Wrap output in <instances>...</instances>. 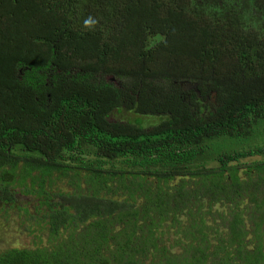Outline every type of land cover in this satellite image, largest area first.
<instances>
[{
  "label": "trees",
  "instance_id": "obj_1",
  "mask_svg": "<svg viewBox=\"0 0 264 264\" xmlns=\"http://www.w3.org/2000/svg\"><path fill=\"white\" fill-rule=\"evenodd\" d=\"M262 126L264 0H0V204L13 189L74 191L52 220L66 243L0 242V264H207L221 234L236 243L239 214L204 199L253 188L264 213V148L237 151Z\"/></svg>",
  "mask_w": 264,
  "mask_h": 264
},
{
  "label": "flooded vegetation",
  "instance_id": "obj_2",
  "mask_svg": "<svg viewBox=\"0 0 264 264\" xmlns=\"http://www.w3.org/2000/svg\"><path fill=\"white\" fill-rule=\"evenodd\" d=\"M2 170L10 171V168L5 166ZM60 183L68 185V182L61 181ZM258 191H264V188L259 187ZM73 192L71 187L68 189L55 187L53 193L45 198L44 195L39 192L35 193L33 190L30 192L20 189L11 190L9 200L0 204V242L8 245V248L4 250L26 249L51 252L54 245L51 247L49 245L55 243L53 241L60 240L56 244L66 243L67 237L70 239L71 230H66L63 226H55L52 220L60 215L58 212L62 210L61 204L68 202L71 196L67 195ZM222 192L223 197H218L213 201L216 206L213 205L214 203L209 204L206 199L203 200L204 212L212 207V212L216 211V217L224 214L231 220L233 212H237L239 214L237 223L227 227V233H232L236 243L230 245L229 240H226V235L221 234L219 240L214 242V246L218 249L211 248L207 252V264H252L253 259H258L259 264H264V213L255 209V204L252 202L253 188L245 190L243 196H235L231 190L227 189ZM227 209L230 210V215ZM218 223L216 219V224ZM73 225L76 227L77 234L83 231L81 224L73 223ZM182 225L192 227L188 221ZM122 226L111 227L109 238L116 239V241H122L123 238L124 241L125 234L123 235ZM55 229H59V233L51 237L50 233ZM72 239L74 242L78 240L77 235H72ZM43 243L46 246L41 248ZM110 243L106 244L107 247L109 245L108 248L105 247L99 251V259L102 261L110 260L115 256L114 246ZM93 253H98L93 247H87L84 250L87 256L89 254L91 257Z\"/></svg>",
  "mask_w": 264,
  "mask_h": 264
},
{
  "label": "rangeland",
  "instance_id": "obj_3",
  "mask_svg": "<svg viewBox=\"0 0 264 264\" xmlns=\"http://www.w3.org/2000/svg\"><path fill=\"white\" fill-rule=\"evenodd\" d=\"M154 120L155 119H153V120L145 123V125H154L153 124L154 123ZM259 131L262 132V136L260 135L259 137H252V138H250L248 140V142L244 145V147L243 146H242V148L241 147H238L237 148V151H240V150H244L245 151L247 149H253V148H256V147H262V148H264V126H262L261 129H259ZM93 158H94V156L91 154V152H88V154L83 159H85L87 161V159H90V160L92 159L93 160ZM262 159H264V157H262ZM260 160L261 159H256V158L244 159L238 165H236L235 167H237L240 170V172L243 174L245 168L251 166L253 163L256 164V163L260 162ZM198 166H199V164H198ZM206 167L209 168V169H212V168L217 167V165L215 163H209V164H206ZM229 167H231V165ZM64 182H66V181H64ZM175 182H179V181H175ZM175 182H174V185H177V183H175ZM193 183L195 185V182H193ZM56 188H66V189H68V188H70V186H68L67 184L63 185V183H58L56 185ZM227 212H229V215H230V210L229 209H227ZM166 233H168V234H166ZM159 238H161V237H159ZM162 238L165 241H166V239H169V240H172V241L173 240H182L183 243H184V241H192L191 239H186L185 240V238L182 235L174 236V235L170 234L168 231H165V233H163ZM7 241H9V240H7ZM58 241H60V240H58ZM53 242H55V243L50 244L49 247H51L53 245H54V248L55 249H57V248L60 247L59 244H56L57 243L56 241H53ZM191 244L192 245H195V242L192 241ZM45 246H46L45 243H43L41 245V248L42 247H45ZM181 253H183V251H176L175 252V254H178V255H180ZM89 254H90V252H89ZM160 257H161L160 255H157L156 256V259L155 258H153V259H155L158 262V260H159Z\"/></svg>",
  "mask_w": 264,
  "mask_h": 264
},
{
  "label": "clouds",
  "instance_id": "obj_4",
  "mask_svg": "<svg viewBox=\"0 0 264 264\" xmlns=\"http://www.w3.org/2000/svg\"><path fill=\"white\" fill-rule=\"evenodd\" d=\"M9 152V151H8ZM1 154H2V150H0V156H1ZM4 157L5 156H3V159H4ZM9 158H13V159H16V157H14V156H12V157H10V156H8Z\"/></svg>",
  "mask_w": 264,
  "mask_h": 264
}]
</instances>
